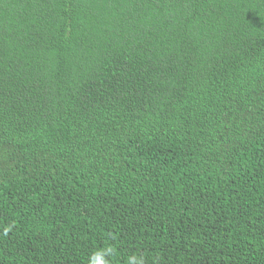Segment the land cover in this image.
<instances>
[{"label":"trees","instance_id":"trees-1","mask_svg":"<svg viewBox=\"0 0 264 264\" xmlns=\"http://www.w3.org/2000/svg\"><path fill=\"white\" fill-rule=\"evenodd\" d=\"M264 264V0H0V264Z\"/></svg>","mask_w":264,"mask_h":264},{"label":"clouds","instance_id":"clouds-1","mask_svg":"<svg viewBox=\"0 0 264 264\" xmlns=\"http://www.w3.org/2000/svg\"><path fill=\"white\" fill-rule=\"evenodd\" d=\"M111 253V248L104 249L103 251H97L93 254L90 264H107V261L103 259V256L111 255ZM128 264H143V261L142 259L138 261L135 256H132L129 258Z\"/></svg>","mask_w":264,"mask_h":264}]
</instances>
